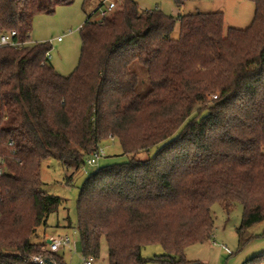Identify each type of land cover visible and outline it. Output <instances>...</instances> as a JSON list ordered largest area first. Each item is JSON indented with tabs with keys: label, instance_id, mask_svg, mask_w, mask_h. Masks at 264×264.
I'll return each mask as SVG.
<instances>
[{
	"label": "trees",
	"instance_id": "trees-1",
	"mask_svg": "<svg viewBox=\"0 0 264 264\" xmlns=\"http://www.w3.org/2000/svg\"><path fill=\"white\" fill-rule=\"evenodd\" d=\"M74 1L0 0L2 27L31 40L37 15ZM103 1L80 28L81 58L68 77L50 63V41L0 50V264H66L39 241L63 205L42 190V167L56 160L78 171L106 139L131 158L81 188L84 256L98 258L105 240L109 264H195L184 251L212 238L213 204L243 206L240 235L264 222V0H248L249 28L227 33L221 12L174 17L134 0L101 20ZM136 63L147 71L145 94ZM153 148L156 157H140ZM149 246L166 254L148 260ZM251 262L264 264V253Z\"/></svg>",
	"mask_w": 264,
	"mask_h": 264
},
{
	"label": "rangeland",
	"instance_id": "rangeland-1",
	"mask_svg": "<svg viewBox=\"0 0 264 264\" xmlns=\"http://www.w3.org/2000/svg\"><path fill=\"white\" fill-rule=\"evenodd\" d=\"M99 1L88 0L84 5L85 0H75L71 5L58 7L54 14H42L34 18L31 41L33 43L52 42V49L49 52L50 63L63 77L72 75L79 65L82 51L80 28L85 23L87 15L98 6ZM134 1L143 10H158L174 17L221 12L225 18V33L229 29L246 30L249 28L256 10L255 5L248 0H186L182 6H177L175 0ZM97 17L99 18V15ZM178 34L179 23L173 36L177 37ZM57 38H62V42H53ZM133 69L139 75L137 91L141 94L147 93L149 80L146 69L139 63L134 64ZM100 148L104 151L105 157L99 161L97 166L86 163L76 171L64 167L59 161L48 160L42 167V190L61 197L63 205L57 213L50 216L49 229L40 228L38 230L39 241L44 242L56 234L69 235L72 240L70 248L59 252L66 264H83V247L77 228V200L85 180L99 168L127 164L131 158L123 153L116 139L104 140ZM157 153V148H153L148 155L141 154L140 157L154 158ZM211 211L215 222L212 238L186 248L185 259L195 264H257L251 261L264 253V222L254 225L240 235L237 231L243 219V206L240 203L234 204L233 208L228 211L224 205L217 202L213 204ZM67 220L71 221V228H62ZM165 254L161 246H149L143 250V257L148 260ZM94 264H109L108 246L105 240L102 241L99 257L94 258ZM148 264L161 263L150 262Z\"/></svg>",
	"mask_w": 264,
	"mask_h": 264
},
{
	"label": "built area",
	"instance_id": "built-area-1",
	"mask_svg": "<svg viewBox=\"0 0 264 264\" xmlns=\"http://www.w3.org/2000/svg\"><path fill=\"white\" fill-rule=\"evenodd\" d=\"M120 0H104L99 8V19H104L111 17L117 8V4ZM59 42L62 41V38L57 39ZM33 42L31 40L22 41L18 38V34L16 31H5L2 27V23L0 20V50L4 48H14V49H22L27 45H31ZM52 44V42L50 41ZM48 58H50L49 53L47 54ZM2 90V80H1V71H0V93ZM218 94L212 95V99H217ZM105 157L104 151L99 147L91 156L87 159V164L91 166H97L99 161ZM51 241L50 244L47 243V250L52 253H58L62 249L70 248L72 244L71 237L67 234L59 235L56 234L53 237L48 238ZM47 240V241H48ZM46 260L43 256H35L32 258V262L34 264H47ZM83 264H94L93 257H83Z\"/></svg>",
	"mask_w": 264,
	"mask_h": 264
},
{
	"label": "water",
	"instance_id": "water-1",
	"mask_svg": "<svg viewBox=\"0 0 264 264\" xmlns=\"http://www.w3.org/2000/svg\"><path fill=\"white\" fill-rule=\"evenodd\" d=\"M47 243L50 244L51 241L48 240ZM46 263H47V264H55L53 261H51V260H49V259L46 260Z\"/></svg>",
	"mask_w": 264,
	"mask_h": 264
},
{
	"label": "crops",
	"instance_id": "crops-1",
	"mask_svg": "<svg viewBox=\"0 0 264 264\" xmlns=\"http://www.w3.org/2000/svg\"><path fill=\"white\" fill-rule=\"evenodd\" d=\"M57 39H58V38H57ZM57 39L53 40V42L56 41V42L60 43ZM61 42H62V41H61ZM47 240H48V239H47Z\"/></svg>",
	"mask_w": 264,
	"mask_h": 264
}]
</instances>
